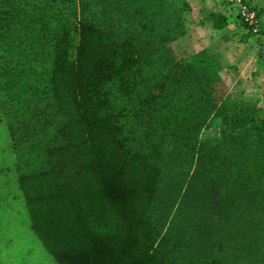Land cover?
I'll use <instances>...</instances> for the list:
<instances>
[{"label": "trees", "instance_id": "trees-1", "mask_svg": "<svg viewBox=\"0 0 264 264\" xmlns=\"http://www.w3.org/2000/svg\"><path fill=\"white\" fill-rule=\"evenodd\" d=\"M188 11L183 0H0V98L45 250L36 202L65 201L63 224L80 220L90 206L71 202L100 179L89 140L101 129L117 158L100 180L102 229L128 217L144 245L133 260L113 251L118 264H264V115L228 111L211 56L170 46ZM213 118L217 139L204 133ZM113 252L57 258L112 264Z\"/></svg>", "mask_w": 264, "mask_h": 264}, {"label": "rangeland", "instance_id": "rangeland-1", "mask_svg": "<svg viewBox=\"0 0 264 264\" xmlns=\"http://www.w3.org/2000/svg\"><path fill=\"white\" fill-rule=\"evenodd\" d=\"M183 1L189 5L186 13L189 25L185 34L170 46L179 57L201 52L211 56L209 76L214 81L218 80L226 91L228 111L241 108L250 116H263L264 39L249 32L239 17L237 4L229 0ZM246 1L259 9L261 27L264 29V0ZM66 84L65 88L70 89V81L67 80ZM67 97L71 98V95ZM2 102L0 98V264H60L57 255L64 251L80 252L86 249L103 248L105 252L106 249L111 252L129 249L131 260L142 253V238L137 236L134 225L126 222L128 217L122 221L120 219L121 222L111 218L102 229L98 208L104 202L105 193L100 180L105 175L106 167H111L117 158L114 145L106 139L101 129L96 130L89 140L93 159H98L96 171L97 176L98 172L101 175L100 179H94V188L88 196L83 195L79 201L71 202L77 207L82 204L90 206L86 213L81 214L80 220L63 224L61 219L69 212V204L65 201L53 199L36 202L42 213L38 225L44 236L46 234L54 254L45 250L38 232L31 227ZM219 119L213 118L204 130L211 139L220 136ZM122 231H130L127 240L122 236ZM113 256L112 264H118L119 258L114 252L112 259Z\"/></svg>", "mask_w": 264, "mask_h": 264}, {"label": "built area", "instance_id": "built-area-1", "mask_svg": "<svg viewBox=\"0 0 264 264\" xmlns=\"http://www.w3.org/2000/svg\"><path fill=\"white\" fill-rule=\"evenodd\" d=\"M229 1L237 4L239 17L249 32L264 39V29L261 27L258 9L250 5L246 0Z\"/></svg>", "mask_w": 264, "mask_h": 264}]
</instances>
